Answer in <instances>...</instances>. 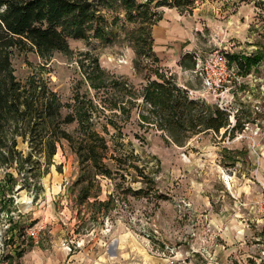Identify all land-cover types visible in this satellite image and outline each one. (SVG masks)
Segmentation results:
<instances>
[{"label":"rangeland","instance_id":"1","mask_svg":"<svg viewBox=\"0 0 264 264\" xmlns=\"http://www.w3.org/2000/svg\"><path fill=\"white\" fill-rule=\"evenodd\" d=\"M155 10L175 17L182 30L160 44L152 28L157 62L142 47L139 23L127 20L122 9L103 10L109 26L119 17L109 38L93 30L87 39L71 38L68 54L12 50L16 77L46 79L64 113L75 111L77 96L88 105L92 101L94 126L108 140L109 156L125 161L119 166L107 160L113 176H99V198L80 213L73 187L80 167L66 141L49 166L41 160L37 177L27 166L20 174L16 164L0 165L2 259H19L34 245L28 230L42 227L43 253L68 252L71 245L75 264H264L263 224L249 208L254 183L260 184L251 168L264 151V60L244 76L233 64L222 90L208 89L200 74L207 67L218 77L211 69L215 55L264 50V0H195L192 14L168 6ZM180 50L195 55L194 70L178 65ZM97 65L105 80L100 88L87 78ZM162 75L173 77L191 97L231 111L237 129L189 130L188 139L178 143L185 134L163 129L145 103L146 85ZM17 149L29 151L21 137ZM9 173L14 185L7 182ZM12 226L16 232L9 241Z\"/></svg>","mask_w":264,"mask_h":264},{"label":"trees","instance_id":"2","mask_svg":"<svg viewBox=\"0 0 264 264\" xmlns=\"http://www.w3.org/2000/svg\"><path fill=\"white\" fill-rule=\"evenodd\" d=\"M0 0V165H18V171L28 168V174L38 176L41 160L49 166L61 146L66 141L77 155L80 173L74 181L75 203L80 209L91 205L101 193L100 177H112L114 172L109 159L122 166V157L109 156L110 145L104 135L94 126L90 105L83 97L77 96L75 111L63 112L64 103L51 88L48 81L40 76H30L24 82L14 74L12 50H35L40 55L50 52L68 54L71 51L69 39H87L90 31L96 37H108L114 33V25L119 19L113 18L109 26L103 10L119 12L125 18L139 23L142 32V47L148 49L154 62L160 61L153 50L152 28L163 15L156 7H176L192 12L195 0ZM229 66L236 65L241 75L250 73L254 66L264 60V50L249 55L226 53ZM195 55L185 53L179 65L193 69ZM87 73V78L95 88L105 85V80L97 66ZM165 76V75H164ZM153 79L145 87V103L158 123L169 133H199L206 129L219 132L231 125V111L217 104L193 98L173 77ZM77 108V109H76ZM122 108V106H121ZM126 110V108H122ZM236 117V115H235ZM237 118V117H236ZM77 121V127L70 131L67 126ZM238 127V121L231 132ZM190 135V134H189ZM18 137L28 143L29 151L23 154L17 149ZM185 134L181 142L184 143ZM190 137V136H189ZM7 182L16 183L13 174H7ZM29 183V182H27ZM30 184V183H29ZM32 183L29 185L30 188ZM102 203V201H101ZM14 228V227H13Z\"/></svg>","mask_w":264,"mask_h":264},{"label":"crops","instance_id":"3","mask_svg":"<svg viewBox=\"0 0 264 264\" xmlns=\"http://www.w3.org/2000/svg\"><path fill=\"white\" fill-rule=\"evenodd\" d=\"M180 12H181V14L184 13V11H181V10H180ZM192 12H193V10H192ZM192 12H189V13L192 14ZM153 27H154L153 31L155 34H157V39L159 40L160 44L167 43L171 38H173V36L176 35V33H180L182 31L180 28L181 27L180 23H178V20L175 17H173L172 20H171V18H167V19L162 18L159 21V24H155ZM187 52H189V51H187V50L181 51L180 50L178 52L177 59H176V62H178V65H179V61H180L181 57ZM246 55H249V54H246ZM183 68L191 69L188 67H183ZM194 69H195V67L192 70H194ZM230 118H231V125L228 128L229 129L228 131H231L232 127L235 125V122L233 121L234 118L236 119L235 114H234V117H232V115H231ZM222 129H224L225 132L227 130V128H222ZM210 131L215 132L212 129H206V130H203L201 132H210ZM201 132H199V133H201ZM219 132H215V133H219ZM262 154L263 155L259 154L260 161L258 162V165H256V163L254 165V163H253V166L251 168L253 171V174H254V178L260 183V184H258L257 182L254 183L257 186V189L253 192L254 195L252 196V200H256V198L258 199L261 196V194L264 192V151L262 152ZM241 194H244V192L241 191ZM245 197H247V196H245ZM239 201H237V202L239 203ZM259 222H261L263 224V228H264V221L261 220ZM9 232L11 233L10 239H9V241H10L14 238V235L16 232L15 228H13V226H12L9 229ZM38 243H39V241L38 242L34 241V245L29 246V250L23 252V254H21L22 256H20L19 259H17L16 257L8 258V259H2L0 261V264H15V263H19V264H75L74 260H75L76 256L74 254L69 253L71 250H69L68 252L64 251V250L63 251H57V253L55 255H50L48 253L44 254L43 250H44L45 244L43 242H41L39 245ZM37 249H39V250H37ZM26 253H30V254H26Z\"/></svg>","mask_w":264,"mask_h":264},{"label":"built area","instance_id":"4","mask_svg":"<svg viewBox=\"0 0 264 264\" xmlns=\"http://www.w3.org/2000/svg\"><path fill=\"white\" fill-rule=\"evenodd\" d=\"M230 67L231 66H229L227 56L215 55V59L212 60L211 69L216 68L217 71L215 73H218V77L213 78L209 70L207 69V67L205 68L202 67L200 69V74L204 78V85L208 87V89L214 88L215 90H220V89L222 90V88L225 87L226 82L229 81L228 76L230 72ZM195 71L198 72V69ZM220 107L225 108V107H222V105ZM249 207H250L251 212L259 215L260 220L264 221V192L261 194V196L258 199L254 200L249 205ZM3 212L5 213V211ZM1 216H4V214L0 213V217ZM9 227H10V222L5 225L6 233ZM41 230H42V227L38 229L28 230V235L31 238H33L34 241L38 242L39 241L38 236ZM4 240H5V237H3V233L0 232V261L3 258L4 256L3 254H5V249H6ZM69 250H72L71 245H69Z\"/></svg>","mask_w":264,"mask_h":264}]
</instances>
